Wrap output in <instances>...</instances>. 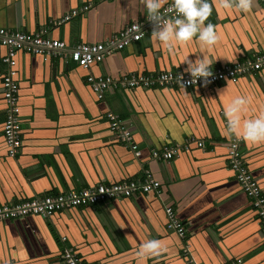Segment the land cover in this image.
<instances>
[{"label":"crops","instance_id":"obj_1","mask_svg":"<svg viewBox=\"0 0 264 264\" xmlns=\"http://www.w3.org/2000/svg\"><path fill=\"white\" fill-rule=\"evenodd\" d=\"M171 0H168V3ZM92 6L68 21L71 9ZM204 21L215 26L212 46L195 37L163 46L144 35L105 54L84 69L63 51L31 54L17 51L21 146L7 155L2 135L5 101L0 45V204L45 193L80 189L99 182L141 178L145 171L159 182L158 192L110 198L54 212L0 220V264H64L61 253L72 248L86 264H264V229L229 167L225 108L246 98L243 119L264 111V69L212 86L192 88L110 87L97 99L88 73L116 79L127 73L184 71L185 59L203 57L215 64L251 59L264 53V16L258 0L247 11L224 9L210 0ZM141 0H0V27L27 33L44 31L67 48L79 42H106L126 25L141 21ZM211 65V67H212ZM115 112L132 132L139 155L110 128ZM197 142H203L201 147ZM188 144V149L181 146ZM178 145L169 160L151 151ZM240 149L264 192V141H241ZM164 205H170L186 230L184 240L166 228ZM64 238V239H62ZM155 239V255L141 256V245ZM63 240V241H62Z\"/></svg>","mask_w":264,"mask_h":264},{"label":"built area","instance_id":"obj_2","mask_svg":"<svg viewBox=\"0 0 264 264\" xmlns=\"http://www.w3.org/2000/svg\"><path fill=\"white\" fill-rule=\"evenodd\" d=\"M258 1L264 16V0ZM91 6L92 3H87L71 9L58 23L68 21L70 18L87 11ZM164 7L166 8L167 4ZM161 11L163 13V9ZM166 15L171 16L172 13H167ZM148 24L151 23L144 16L141 21H135L126 25L106 42H79L69 48H67L65 42L44 35V31L27 33L18 29L0 27V45L6 47V54L1 59L3 64L6 65L1 87L3 99L6 104L2 135L7 155L15 157L21 146L19 87L15 69V55L17 51L45 55L63 51L64 55L76 65L84 69H89L93 63L100 62L105 54L118 51L130 42L139 40L144 35L145 27ZM262 69H264V53H256L251 59L212 65V75L208 78L207 84L202 83L201 79H197L196 83H191V77L188 73L172 70H162L152 74L132 72L116 79L107 76H94L88 73L86 82L96 98L102 99L104 93L110 87L160 88L179 86L192 88L196 86H212L223 81L235 82L241 76ZM106 119L110 130L115 133L116 137L125 143L135 155H139L140 152L133 139L132 132L121 117L115 112H107ZM241 141L233 136L225 141L229 167L233 171L241 190L249 199L250 205L256 212L258 220L264 229V192L247 166L240 149ZM188 145L189 143H186L181 147L188 149ZM196 145L201 147L203 142H197ZM180 151L181 148L178 145H169L152 150L151 155L156 159L169 160ZM159 188V182L154 179L149 171H145L141 178H128L106 183L99 182L80 189H68L58 193H45L20 201L2 203L0 204V220L16 219L27 215L49 217L54 212L66 210L71 207L90 205L110 198L129 197L137 192H158ZM163 208L166 215V228L174 230L179 238L184 240L186 237L184 224L176 217L172 206L164 205ZM183 251L184 255L187 256L186 261L188 264H197L191 258H188L186 249H183ZM61 258L64 264H86L70 247L64 248L61 253ZM230 264H241V262L240 259H237Z\"/></svg>","mask_w":264,"mask_h":264},{"label":"clouds","instance_id":"obj_3","mask_svg":"<svg viewBox=\"0 0 264 264\" xmlns=\"http://www.w3.org/2000/svg\"><path fill=\"white\" fill-rule=\"evenodd\" d=\"M141 3L146 10L147 21L152 24L151 36L167 48H171L173 42L182 44L194 37L207 46L214 45L218 40L215 26L211 22L204 23L212 12L210 0H171L170 4L168 0H141ZM220 6L243 12L250 8L251 0H220ZM167 13L172 15H166ZM184 63L187 65L184 72L190 75L191 83H196L197 79H201L204 84L208 83V78L212 75L210 60L199 56L195 60L186 58ZM246 103L245 97L237 96L225 108L226 134L245 142H262L264 111L254 118L242 121L241 113ZM159 249V241L151 239L141 245L139 254L155 255Z\"/></svg>","mask_w":264,"mask_h":264}]
</instances>
